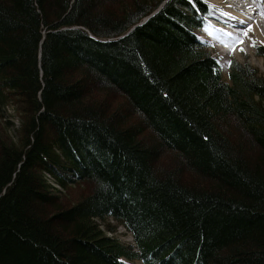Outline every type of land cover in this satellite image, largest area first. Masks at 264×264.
Wrapping results in <instances>:
<instances>
[{
	"label": "trees",
	"instance_id": "obj_1",
	"mask_svg": "<svg viewBox=\"0 0 264 264\" xmlns=\"http://www.w3.org/2000/svg\"><path fill=\"white\" fill-rule=\"evenodd\" d=\"M206 13L0 0V264H264V79H223Z\"/></svg>",
	"mask_w": 264,
	"mask_h": 264
},
{
	"label": "bare ground",
	"instance_id": "obj_2",
	"mask_svg": "<svg viewBox=\"0 0 264 264\" xmlns=\"http://www.w3.org/2000/svg\"><path fill=\"white\" fill-rule=\"evenodd\" d=\"M210 3L213 5L211 14L215 17L211 18L210 15L209 26L213 27L214 32L213 39H208L216 44L220 53L238 57L245 52L255 58L262 52L260 45H264V0H211ZM218 21H221L220 24ZM237 39L242 43L236 44ZM256 65L264 71V60L258 59Z\"/></svg>",
	"mask_w": 264,
	"mask_h": 264
},
{
	"label": "rangeland",
	"instance_id": "obj_3",
	"mask_svg": "<svg viewBox=\"0 0 264 264\" xmlns=\"http://www.w3.org/2000/svg\"><path fill=\"white\" fill-rule=\"evenodd\" d=\"M186 1H188L189 3L200 1L204 3V5L205 4L207 5L206 6L207 13L203 17V20L205 21L204 26L196 30V36L198 37V40L200 41V43L206 46V51H208L211 54V56L217 60L220 66V69L222 70L223 79L228 82L230 81L229 73L234 65V62L240 64L242 67H245V68L248 67L252 69L253 71L257 72V74L260 77L264 79V71L261 70L258 65H256V63L258 62V59L264 60V55H261V53H259L255 56V58L249 57L245 52L239 55L238 57L234 55H224L220 53V51L217 49V47L215 46L216 44H214L212 41L209 40V39H213L212 35L214 32L213 27L209 26L210 15H211V18L215 17L213 14H211L213 11V5L210 3L211 0H186ZM163 4L160 5V8L158 10L162 9ZM218 22L220 24L221 21H218ZM260 47L264 48V45H260ZM229 62H231V64ZM112 99L113 98L111 97V101ZM123 101H124L123 98L119 94L118 95L116 94V97L114 98V101L112 102L114 103L116 107L118 103L122 104ZM7 113L9 114V117L13 115L9 119H11L10 121H12V123L14 124V127H13V130H14L19 126V120H18L19 116L14 115V113L12 112V109L11 110L9 109ZM13 133H15V130ZM69 184L70 185L68 188H60L58 186V188L61 189L62 194L65 197V204L76 203L81 197L85 196L86 194L90 192V186L88 185L78 184V183H73V182ZM98 221L102 225L104 230L107 231L108 235L117 237L124 243L130 244V245L134 244L132 235L115 219L109 217L105 221H102V220H98ZM110 229H114V231ZM123 261L128 264H143L139 260L128 261L124 259Z\"/></svg>",
	"mask_w": 264,
	"mask_h": 264
},
{
	"label": "snow or ice",
	"instance_id": "obj_4",
	"mask_svg": "<svg viewBox=\"0 0 264 264\" xmlns=\"http://www.w3.org/2000/svg\"><path fill=\"white\" fill-rule=\"evenodd\" d=\"M225 15H228L227 13H225ZM249 30H251V26L249 25ZM245 35H247V33H245ZM242 43L241 40L237 39L236 44H240ZM233 50L235 49V45L232 46ZM241 51H243V48L240 49ZM231 64V62H229Z\"/></svg>",
	"mask_w": 264,
	"mask_h": 264
}]
</instances>
